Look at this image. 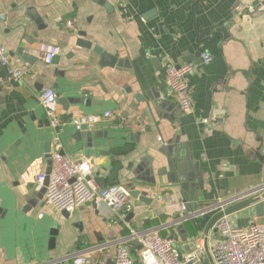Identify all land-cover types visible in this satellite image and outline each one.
I'll return each mask as SVG.
<instances>
[{
	"label": "crops",
	"instance_id": "1",
	"mask_svg": "<svg viewBox=\"0 0 264 264\" xmlns=\"http://www.w3.org/2000/svg\"><path fill=\"white\" fill-rule=\"evenodd\" d=\"M259 5L264 0H0V45L26 71L14 82L0 65V264H73L81 250L114 264L128 227L156 229L181 254L201 239L212 264L209 251L219 235L208 226L216 214L179 220L157 196L185 202L192 215L219 199L252 191L228 210L264 191ZM79 32L91 48L76 43ZM93 45L116 55V64L101 66ZM48 51L51 63L40 58ZM189 61L193 110L182 113L165 69ZM46 87L55 89L63 119L106 110L115 118L80 132L67 123L55 132L37 100ZM54 151L72 161L90 158L101 186L132 185L157 196L150 204L130 196L119 215L96 201L67 214L45 207L44 184L35 176L50 172ZM230 215L240 226L253 216L264 222L254 206ZM128 244L138 262V243Z\"/></svg>",
	"mask_w": 264,
	"mask_h": 264
},
{
	"label": "built area",
	"instance_id": "2",
	"mask_svg": "<svg viewBox=\"0 0 264 264\" xmlns=\"http://www.w3.org/2000/svg\"><path fill=\"white\" fill-rule=\"evenodd\" d=\"M263 8L264 5L257 7V9ZM254 10L255 8L252 6L247 8L249 13ZM68 25L72 26L71 23ZM201 57L205 62L211 60V56L206 52H203ZM40 58L46 63H51L54 53L43 52ZM0 65L6 68L7 74L14 82L22 81L26 75L23 68L11 62L8 50L3 45H0ZM194 70L195 64L190 61L180 64L168 62L166 65V83L175 95L178 110L182 113L193 110L192 90L187 78ZM37 100L50 127L55 132H58L67 123H71L79 129L81 125L91 127L97 122L103 120L107 122L115 118L112 111L106 110L103 114H80L63 119L58 114V95L55 89L49 87L41 89ZM207 121V119H203V122ZM50 159V172L48 174L40 172L35 176V181L38 184H44L43 203L45 207L71 212L86 202L96 201L104 204L113 214L117 215L128 207L130 195L127 186L122 184L101 186L95 177L90 158L72 161L62 152L54 151ZM247 195H252V191L239 194L229 200L219 199L205 207L203 211L192 213V215L186 214L187 204L183 201H176L160 194L157 196L155 193L148 196L151 198L157 196L174 211L180 213L179 220L194 215L223 213L214 222L219 238L209 251L212 264H264V223H258L257 216H253L246 226H240L230 222L231 213H224L226 206L240 201ZM39 216H42V213ZM128 228V236L115 248L114 264H207L201 239L194 243L193 250L181 254L173 241L169 237L160 235L156 229L135 230ZM130 240H135L138 243V262L133 258L129 248ZM72 263L107 264L104 260L94 259L92 250L77 252L73 255Z\"/></svg>",
	"mask_w": 264,
	"mask_h": 264
},
{
	"label": "water",
	"instance_id": "3",
	"mask_svg": "<svg viewBox=\"0 0 264 264\" xmlns=\"http://www.w3.org/2000/svg\"><path fill=\"white\" fill-rule=\"evenodd\" d=\"M101 1V0H100ZM105 6L107 7V3L105 2ZM29 14L36 20V21H39V17L37 16V14L35 12H29ZM86 34L85 32H79V37L80 38H77L76 40V43L78 45H80L81 47L83 48H91V42L82 38L84 37ZM92 50L98 54L100 56V64L101 66H114L116 64V61H117V56L116 55H112V54H109L108 52L104 51L99 45H93L92 47ZM87 129V126L86 125H81L78 130V132L80 131H83V130H86ZM49 173V171L47 172V174ZM128 188V192H129V195L132 197V198H136L138 199L139 201L143 202V203H146V204H150L152 199L147 197L145 192L144 193H141V191L139 189H137L136 187L130 185L127 187ZM261 189H259L260 191ZM258 191V192H259ZM188 197H191V194L188 195ZM247 206H254L255 207V210L257 212L258 215H262L264 214V191H262L259 195H256L254 196L253 198H251L250 200L246 201V202H243V203H240L236 206H233L232 208L226 210L224 213H232L234 211H237V210H240L242 208H245ZM190 207L191 209L195 210L196 207H195V202L193 200H191L190 202ZM67 214L66 211H63ZM221 214L223 213H219V214H216L212 221L210 222L209 226H208V229L211 227V225L214 224L215 220L221 216ZM55 230L52 232V234H55ZM53 240V238H52ZM51 240V241H52Z\"/></svg>",
	"mask_w": 264,
	"mask_h": 264
},
{
	"label": "rangeland",
	"instance_id": "4",
	"mask_svg": "<svg viewBox=\"0 0 264 264\" xmlns=\"http://www.w3.org/2000/svg\"><path fill=\"white\" fill-rule=\"evenodd\" d=\"M264 223V222H263Z\"/></svg>",
	"mask_w": 264,
	"mask_h": 264
}]
</instances>
